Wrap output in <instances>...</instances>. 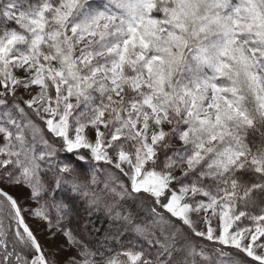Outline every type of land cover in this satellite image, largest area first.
<instances>
[{
  "label": "snow or ice",
  "instance_id": "1",
  "mask_svg": "<svg viewBox=\"0 0 264 264\" xmlns=\"http://www.w3.org/2000/svg\"><path fill=\"white\" fill-rule=\"evenodd\" d=\"M0 264H264V0H0Z\"/></svg>",
  "mask_w": 264,
  "mask_h": 264
},
{
  "label": "trees",
  "instance_id": "2",
  "mask_svg": "<svg viewBox=\"0 0 264 264\" xmlns=\"http://www.w3.org/2000/svg\"><path fill=\"white\" fill-rule=\"evenodd\" d=\"M258 138V137H257ZM57 196H60L62 195L61 193H56ZM81 207H83V204L81 203ZM81 216L84 215L83 212L80 213ZM92 220L95 221V225L96 227L98 228H101V231L99 233H95L94 235L96 237H101L104 235V231L105 229L108 228V219L106 218V216L101 212L99 214H96V215H93L91 217ZM103 222V223H102ZM67 223V221H66ZM69 227H73L75 228L76 227V221L75 219H73V221L71 222V224L68 225ZM128 241H135L136 243L140 244V243H143L142 240H140L139 238H137L133 233L129 232L128 234H126L123 239H122V244L127 247L128 246ZM94 242V241H93ZM111 247L113 250H120L121 248V245L120 244H116V243H112L111 244ZM102 251H105L104 249H102ZM114 254V253H113Z\"/></svg>",
  "mask_w": 264,
  "mask_h": 264
},
{
  "label": "rangeland",
  "instance_id": "3",
  "mask_svg": "<svg viewBox=\"0 0 264 264\" xmlns=\"http://www.w3.org/2000/svg\"><path fill=\"white\" fill-rule=\"evenodd\" d=\"M32 2H36V0H32ZM256 135H257V137H259V134H258V133H257ZM176 147H179V144H178V143L176 144ZM177 174H178V173H177ZM33 207H35V205H33ZM41 239H42V238H41ZM60 239L62 240L63 238H60Z\"/></svg>",
  "mask_w": 264,
  "mask_h": 264
}]
</instances>
